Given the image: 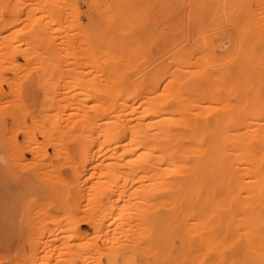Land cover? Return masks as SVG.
<instances>
[{"label":"bare ground","instance_id":"obj_1","mask_svg":"<svg viewBox=\"0 0 264 264\" xmlns=\"http://www.w3.org/2000/svg\"><path fill=\"white\" fill-rule=\"evenodd\" d=\"M251 8L254 16L251 15L254 19L251 42L260 49L256 69L261 83L258 110L251 108L239 117H230L231 111L212 115L220 108H215V102L210 100L214 103L212 107L204 108L210 105L209 102L202 104L204 96L216 99L219 92L203 87L208 84L225 87L222 81L225 78L219 69L214 79L215 82L220 77L219 83L210 79L215 73L211 74L207 64H211L214 57L206 48V52L203 49L205 54L201 51L202 59L199 53L194 57L197 61L206 63V58L210 61L206 64L201 61L204 83L208 79L212 83L208 81L201 88L200 97L192 95L182 83L186 74L200 75V68L197 71V67L195 70L191 67L198 63L189 59L195 52L191 50L192 54H181L185 58L184 67L178 63L174 71H169L171 68L167 66L163 71L159 68L160 73H151L145 90L142 85L128 89L122 83L116 86V82H109L111 75L115 78V72L108 74L105 81L106 73L103 76L102 70L99 77L103 80L98 77V82L114 84L105 91L102 87L107 83L92 85L95 75H86L87 79L84 74L88 73L70 71L71 91L43 89L36 92L42 89V85L41 88L36 85L37 75L30 79V84L36 80V86L27 85V89L25 84V91L21 89L13 107L10 101L4 111L7 118L4 125L15 126L13 133L7 129L13 135L19 127L29 129V132L22 131V138L27 139L22 146L26 151L32 149L30 158L37 166V170L33 168L37 171L38 185L30 188L25 179L29 188L25 192L27 212L24 211L25 215L34 216L35 228L30 238L32 243L37 242V264H264V0H252L249 11ZM220 53H224L223 60L229 58L225 52ZM186 66L192 71L185 69ZM37 73L40 74L38 70ZM120 75H117L118 80L122 77L123 83L129 81L124 73L125 78ZM166 78L169 81L163 86ZM44 79H39L42 84ZM49 82L51 86L53 83ZM226 83L230 85L227 80ZM229 89L231 85L226 90ZM228 98L226 102L230 101ZM238 100L235 106L243 104ZM226 102L224 100L230 107ZM225 105L221 109L226 111ZM30 125L34 126L30 129ZM38 125L57 127L51 132L48 126L47 129L41 127L43 130ZM14 136L7 141L19 144L16 136L13 140ZM17 144L12 145L15 150L10 146L11 154L21 155L20 160L30 164L32 160L23 152L19 154L23 147ZM32 147H35L34 152ZM7 189L12 194L13 189ZM3 194L0 196L5 197ZM56 199L59 200L57 205ZM33 219H30L32 223Z\"/></svg>","mask_w":264,"mask_h":264},{"label":"rangeland","instance_id":"obj_2","mask_svg":"<svg viewBox=\"0 0 264 264\" xmlns=\"http://www.w3.org/2000/svg\"><path fill=\"white\" fill-rule=\"evenodd\" d=\"M249 2L252 5V0H244V4L243 0H0V194H3V192L5 194V197L3 196L4 194L2 195L4 198L0 196L2 202V204L0 202V214H2L0 215V264H37L35 260L37 242L32 243L30 238L33 235L30 232L33 233L35 228L34 216H29V214L25 215L24 212L26 210L25 201L27 198V193L25 192L27 191L26 189L29 188L27 185L30 184V188L35 184L38 185L37 171L34 170L35 168L37 170L35 164L36 161L30 158L32 155L30 154L32 149L28 150V152L24 150L26 148L22 146L24 145L22 142L25 140V137L22 138L24 135V133L22 134V131L24 132L25 129H27V125L25 126L26 128H24V126H18L19 129L16 131L19 133L16 132L17 134L14 135L19 139V144H21L20 146L15 142L17 146L19 145L20 147H23L19 149V154L21 152L27 154L29 158L28 160H32L29 163H34L32 166L27 164L28 161L26 163L22 158L20 160L21 155H14V153V157L11 154V147L16 144H11L12 140L11 143H9L7 139L8 137L12 138V136H14L13 134H10V129L13 133L16 128L14 125H7L8 127L4 125L7 121V118L5 117L6 113L4 111H7L9 103L12 102L11 106L13 107L18 102L21 94L20 92H22L21 89L24 88L23 92L25 91L24 85L26 84L27 89L28 87L31 88L33 84L34 86L40 85V88L42 85L41 91L38 90L36 92H42L43 89H45L44 91H54L55 89H57V91L64 90V92L71 91L73 78L70 75V71H78L89 74H84V76L87 75L94 77L95 75L96 79L92 77L93 80L90 79L92 80L91 83L95 81L92 85L95 84L97 86V83L103 85L107 83L108 85L105 84V88L102 87L107 91L110 89V84L112 85L114 82H116V86L119 85L117 83H122L121 85H126L128 89L130 86L136 87L142 85L145 90L149 85L151 73L152 75L156 72L160 73L167 68V66L168 69L171 68L169 71H174L172 70L174 68L176 70L177 68L175 65L177 66L179 63V65L182 66L183 62H185V58H182L183 55L186 56L184 53H193V56L191 55L193 58H189V56H187V58L194 62V57L197 58L198 53L201 55V51L205 54L206 48L213 53L212 55L214 57L212 58L213 60L210 58L211 64H207V66L209 65L207 69L210 68L211 74L219 69L218 71H220L221 75L225 78V81L222 80L225 83L223 85H225V87L228 86L226 89L231 85L232 90L229 89L231 92L224 89V86L221 87L222 84L221 86L219 84L220 88L216 87L218 84L216 86L213 84L215 87L212 85L210 87L209 84L207 87L205 86L210 80L208 79L207 83H204L206 79L202 78L201 64L210 63L209 59L207 62L206 56L208 55L204 56V59L206 58V63L200 59L199 61L195 59V62H200V65L196 63V65L198 64L199 66L193 65L191 67L193 70H195L194 67H197V71L198 68H200V75L199 73H194V75H192V73V76L186 74L182 81L183 87L190 90L189 92L192 95L196 94L199 95V97L203 86H205L203 88H207L208 90H218L219 93L216 99L211 100L205 95L204 102L202 103L209 104L210 101L215 102V104L210 103V105H205L204 107L210 109L212 107L211 105L214 104L215 108H220L218 111H213L212 115H216L217 113L222 114V112L223 115H225V113L231 111L232 115H230V117H239L251 108L256 107L258 110L260 109L261 104V98L259 99V97H261V83L260 78L258 77L259 72H257L256 69L258 68L259 63L260 57L258 56H260V49L258 45L254 47L253 41L251 42V37L254 33V16L252 14V8L249 11V7H251ZM193 4L194 6H192ZM237 15L239 17L241 16V19H239ZM251 15L253 17H251ZM227 23L230 24L227 25ZM239 28L241 29V34L239 33ZM210 34L213 35L211 36ZM177 38H179V40ZM200 46L202 47L200 48ZM220 46L225 49L221 50ZM196 49L199 50V52H197ZM191 50L195 52H192ZM226 51H229V53ZM219 52H225V56L227 54V57L230 59L227 58L223 60V58H225L223 56L224 53L222 55L221 53L219 54ZM217 53L222 56L219 57ZM178 57H180V60L176 59ZM202 58L201 55V59ZM189 59H187L188 63H190ZM225 60L228 62L227 64ZM180 62L182 64H180ZM218 62L219 66L217 65ZM105 65H108L109 67L107 66V68ZM187 67L188 66H186L185 69L191 70L190 66V68ZM109 68H112V71L109 70L111 72L108 73ZM37 70L41 75L37 73ZM102 70L104 71L103 76L106 73L104 76L105 81L108 80V74L110 73L113 74L115 72L116 74L114 75L116 76H121L120 74L123 75L124 73L126 79L129 80L127 81L129 82V85H127V82H122V77L118 80V76H115L113 79L114 76L112 75L110 76L111 78H109V82L111 81L112 83H104V81L101 83L100 80L98 82L97 79L101 76ZM242 74L245 75V78H243L244 76ZM37 75H39L37 78V81L39 82L36 84V80L32 79L35 81H32L33 83L30 84V79ZM43 75L47 76L44 77ZM216 75H218V73H215L213 78L212 75L210 76V79H213L211 80L213 83L218 82V79H220L219 77L214 82ZM87 76L86 78L88 79ZM26 77L29 80H27ZM42 77L45 78L43 84L40 82ZM101 77H99V79L103 80ZM250 78H252V81ZM25 79L26 81L23 83ZM130 79L134 82H130ZM48 80L53 83L51 84L49 82L51 86L47 84ZM226 80L230 85H227ZM168 81L169 78H166L165 81L163 80V86ZM63 82L66 85L65 87ZM46 85L48 87L43 88ZM111 87H114V84ZM34 88L36 87H33V89ZM223 93L229 97V102H226L227 97L224 96ZM241 94H243V97L245 95L244 100ZM239 96H241L240 100H242L243 104L235 106L239 104L235 103ZM224 100L229 106H231L228 107L227 104L225 105ZM240 100H238V102ZM137 103L140 104L139 101ZM223 105L227 106L228 110H222L221 107ZM233 113H235V115ZM31 126L34 125H30L28 128L31 129ZM44 126L45 129H47L48 126L50 131L51 129L55 130L57 127L53 125V127L51 125ZM7 129L9 131H7ZM32 129L35 128L32 127ZM41 129L44 130V128ZM26 131L29 132V129ZM28 132L26 133L28 134ZM27 134H25V136ZM15 136L13 140L15 139ZM25 141H27V139ZM13 148L15 150L16 147L14 146ZM32 148L34 152L35 147ZM49 152H52L51 148H49ZM24 165L28 166L25 168ZM34 166L35 168H33ZM62 169L66 170L65 167ZM30 175L32 178L28 177ZM11 178L14 181H12ZM25 179L29 184L25 183ZM30 179L33 180L30 182ZM15 181H18L21 184L23 182V186L21 184L18 185L19 183H15ZM13 184L17 185L14 186ZM6 187H8L7 190H10V188L11 190L13 189L12 194L11 191H6ZM34 187L35 186L32 188ZM6 195H8V198ZM13 195H16L17 197H13ZM1 198L4 200L2 201ZM18 198L20 200H18ZM8 201L9 206L7 204ZM10 201H13V203ZM55 204H59L58 199L55 200ZM27 217L33 219V223L29 219L33 226L29 223ZM6 218H8V220ZM25 220L29 226L25 225ZM6 226L7 229H5ZM28 227H30V229ZM85 228L88 229L89 227L85 225ZM28 234L31 235L29 236ZM28 259L30 262H28Z\"/></svg>","mask_w":264,"mask_h":264}]
</instances>
